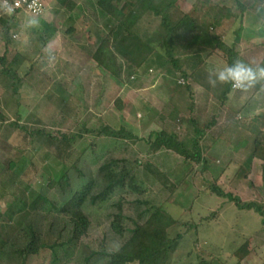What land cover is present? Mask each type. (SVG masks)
I'll return each instance as SVG.
<instances>
[{"label":"rangeland","instance_id":"obj_1","mask_svg":"<svg viewBox=\"0 0 264 264\" xmlns=\"http://www.w3.org/2000/svg\"><path fill=\"white\" fill-rule=\"evenodd\" d=\"M41 1L40 16L24 11L10 16L0 0V58L6 56L9 68L22 81L9 76L0 62V236L16 244L20 231L16 220L27 213L19 203L47 196L49 183L76 162L103 128L124 127L139 138L135 148L144 163L140 178L166 202L174 220L198 227L197 232L187 234L184 227L177 228L184 235L174 255L177 264H196V254H203L212 264H263L261 217L239 210L211 188L216 186L225 196L244 203H264V161L247 160L254 141L264 140V94L239 95L233 90L222 104L202 89L204 96L191 115L188 94L173 100L183 86L172 66L158 69L147 63L129 84L99 67L93 54L109 31L106 25L113 26L117 20L104 15L97 0H73L78 8L71 13L57 0ZM247 1L249 9L243 13L235 0H179L176 8L179 16L212 23L229 47L235 45L240 56L256 66L264 61V20L251 8L254 0ZM145 19L152 29L159 23L152 16ZM39 20L57 29L47 43L41 39ZM8 27L10 46L4 39ZM225 66L222 56L215 53L204 68L214 74ZM259 83L264 89V81ZM118 98L124 103L123 111L115 105ZM174 107L178 115L182 113L179 121L170 117ZM190 116L201 126L216 121L201 140L207 171L204 162L188 164L170 151H161L150 160L149 143L157 132L172 131L180 141L189 142L194 136ZM63 135L71 139L69 143L62 142ZM10 162L16 163L12 171ZM240 168L245 172L238 174ZM14 206L16 215L10 222ZM44 215L36 210L27 220L44 227ZM93 235L88 241L96 244L98 233ZM74 259L70 264H80Z\"/></svg>","mask_w":264,"mask_h":264},{"label":"trees","instance_id":"obj_2","mask_svg":"<svg viewBox=\"0 0 264 264\" xmlns=\"http://www.w3.org/2000/svg\"><path fill=\"white\" fill-rule=\"evenodd\" d=\"M57 1L70 13L78 8L72 0ZM235 1L242 13L249 9L247 0ZM178 2L97 0L98 9L117 22L113 26L106 25L109 31L97 47L93 59L99 67L126 84L131 83L147 63L151 64L150 67L158 65V69L170 65L180 74L178 83L183 87H179L178 93L183 88L188 94L189 107L194 106L192 87L195 85L225 104L234 89L230 84L212 86L209 83L214 76L204 68L207 59L217 53L227 66L236 60L249 62L240 56L235 45L229 47L224 42L222 36L214 31L212 23L202 24L191 15L179 16ZM253 2L251 8L264 20V0ZM20 13L17 11L13 16ZM150 16L158 19L155 29L150 28V22H146L145 17ZM39 23L43 28L39 31L41 39L47 43L57 29L42 20ZM241 32L237 33V42ZM4 39L10 46L12 36L9 27L5 30ZM0 62L9 76L22 82L9 68L6 56L0 58ZM261 90L262 85L258 83L247 92L238 89L234 92L253 96ZM115 105L120 111L124 110L122 99H116ZM176 111L174 117L179 121ZM189 123L194 136L188 143L180 141L174 132L161 131L149 143V159L152 160L161 151H170L183 157L188 164L204 162V170L207 171L201 140L216 125V121L201 126L189 118ZM38 134L45 137L44 133ZM208 138L213 141L211 136ZM63 140L69 143L71 139L63 135ZM138 143L139 138L124 127L103 128L76 162L63 169L60 176L49 183L50 193L47 196L37 195L29 204L24 201L19 203L26 207L27 213L16 220L20 229L16 244L10 238L5 240L0 236V264H70L74 256L77 258L74 262L80 264H177L179 259H175L174 255L184 240V235L177 228L184 227L187 234L193 230L197 232L198 227L174 220L166 210V202L140 178L144 163L135 148ZM254 159L264 161L263 139L254 141V148L247 156L249 162ZM15 168L16 163L10 162L9 169L12 171ZM244 172L240 168L238 174ZM211 190L218 197H227L239 210L256 212L264 227V203H244L232 195L225 196L216 186H212ZM15 210V206L10 210V222L16 215ZM36 210L45 214L44 227L40 222L28 221L30 214ZM94 233H98L96 244L88 241L95 236ZM196 261V264H212L203 254H196Z\"/></svg>","mask_w":264,"mask_h":264},{"label":"clouds","instance_id":"obj_3","mask_svg":"<svg viewBox=\"0 0 264 264\" xmlns=\"http://www.w3.org/2000/svg\"><path fill=\"white\" fill-rule=\"evenodd\" d=\"M3 11L12 14L14 8L7 0H3ZM32 23H35L33 21ZM214 78L209 80L212 86L216 84H230L233 88L241 92H247L255 87L259 82L264 81V64L252 66L241 60H236L232 64L215 71Z\"/></svg>","mask_w":264,"mask_h":264},{"label":"built area","instance_id":"obj_4","mask_svg":"<svg viewBox=\"0 0 264 264\" xmlns=\"http://www.w3.org/2000/svg\"><path fill=\"white\" fill-rule=\"evenodd\" d=\"M7 3L11 4L14 8L13 13L8 15H13L17 11L20 12L24 11L35 16H40L44 11V6L41 0H7ZM2 10H3V2H2ZM233 89L237 90L235 88Z\"/></svg>","mask_w":264,"mask_h":264},{"label":"crops","instance_id":"obj_5","mask_svg":"<svg viewBox=\"0 0 264 264\" xmlns=\"http://www.w3.org/2000/svg\"><path fill=\"white\" fill-rule=\"evenodd\" d=\"M73 1V0H72ZM56 35V34H55ZM182 92V91H181ZM183 94L180 96L179 94L177 95H175L174 96V99L173 100H176V99H178V98H181V99H184V97H185V95L186 94H184L185 92L183 91L182 92ZM205 92L204 91H202V88L201 87H199V86H195V88H193V97H192V99L194 100V106H193V108H192V106L191 107H189L191 110H189V111H191V113H194V108H197L198 107V105H197V107H195V105L198 103V100L202 97V96H204L203 94H204ZM259 93H262V94H264V89H262L261 90V92H259ZM258 93V94H259ZM257 96V95H256ZM230 97V96H229ZM171 98V97H170ZM256 98V97H255ZM254 98V99H255ZM252 100V101H255V100ZM170 100V99H169ZM251 101V102H252ZM190 106V105H189ZM176 109H175V107L173 108V112L170 114V117H171V119L172 120H175V121H178V120H176L175 119V113H174V111H175ZM177 112V111H176ZM182 113H179V116H182L181 115ZM191 115H193V114H191ZM190 118H191V116H190ZM165 131H167V130H165ZM161 132V131H160ZM159 132V133H160ZM158 132H157V134H159ZM171 133H173L172 131H171ZM157 134H155V138H156V135Z\"/></svg>","mask_w":264,"mask_h":264}]
</instances>
